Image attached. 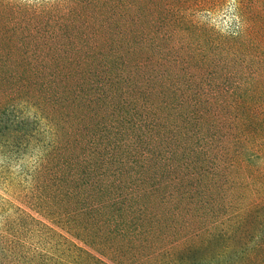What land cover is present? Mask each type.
Returning <instances> with one entry per match:
<instances>
[{"label": "rangeland", "instance_id": "rangeland-1", "mask_svg": "<svg viewBox=\"0 0 264 264\" xmlns=\"http://www.w3.org/2000/svg\"><path fill=\"white\" fill-rule=\"evenodd\" d=\"M0 264H264V0H0Z\"/></svg>", "mask_w": 264, "mask_h": 264}]
</instances>
